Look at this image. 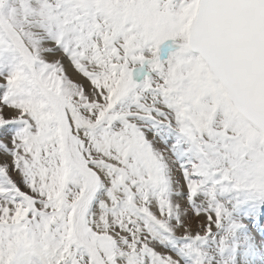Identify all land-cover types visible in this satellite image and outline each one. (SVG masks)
I'll use <instances>...</instances> for the list:
<instances>
[{"label": "snow or ice", "instance_id": "1", "mask_svg": "<svg viewBox=\"0 0 264 264\" xmlns=\"http://www.w3.org/2000/svg\"><path fill=\"white\" fill-rule=\"evenodd\" d=\"M0 264H264V0H0Z\"/></svg>", "mask_w": 264, "mask_h": 264}]
</instances>
